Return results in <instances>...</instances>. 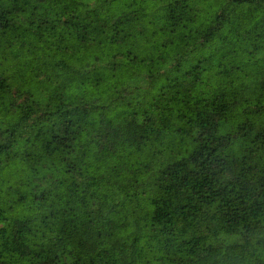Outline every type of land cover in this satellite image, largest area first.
Here are the masks:
<instances>
[{
    "label": "trees",
    "instance_id": "trees-1",
    "mask_svg": "<svg viewBox=\"0 0 264 264\" xmlns=\"http://www.w3.org/2000/svg\"><path fill=\"white\" fill-rule=\"evenodd\" d=\"M0 264H264V0H0Z\"/></svg>",
    "mask_w": 264,
    "mask_h": 264
}]
</instances>
